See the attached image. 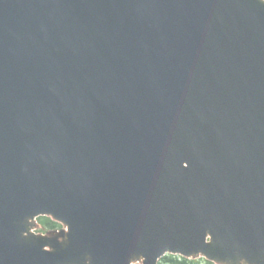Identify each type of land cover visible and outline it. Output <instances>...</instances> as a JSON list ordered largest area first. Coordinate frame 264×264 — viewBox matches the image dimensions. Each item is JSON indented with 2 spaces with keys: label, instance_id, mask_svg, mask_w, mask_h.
I'll return each mask as SVG.
<instances>
[{
  "label": "water",
  "instance_id": "water-1",
  "mask_svg": "<svg viewBox=\"0 0 264 264\" xmlns=\"http://www.w3.org/2000/svg\"><path fill=\"white\" fill-rule=\"evenodd\" d=\"M166 252L264 264V0H0V264Z\"/></svg>",
  "mask_w": 264,
  "mask_h": 264
},
{
  "label": "trees",
  "instance_id": "trees-1",
  "mask_svg": "<svg viewBox=\"0 0 264 264\" xmlns=\"http://www.w3.org/2000/svg\"><path fill=\"white\" fill-rule=\"evenodd\" d=\"M41 222L45 226H50V227H56L58 224L54 221H52L50 218L43 217L41 218ZM163 264H214L210 261L207 260H189L186 258H181L179 256H169L167 260Z\"/></svg>",
  "mask_w": 264,
  "mask_h": 264
},
{
  "label": "rangeland",
  "instance_id": "rangeland-1",
  "mask_svg": "<svg viewBox=\"0 0 264 264\" xmlns=\"http://www.w3.org/2000/svg\"><path fill=\"white\" fill-rule=\"evenodd\" d=\"M40 230V227L38 228V231Z\"/></svg>",
  "mask_w": 264,
  "mask_h": 264
}]
</instances>
